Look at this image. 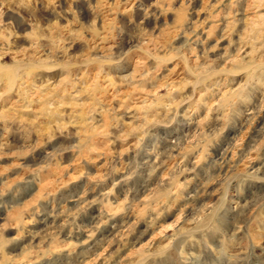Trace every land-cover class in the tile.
<instances>
[{
  "label": "clouds",
  "instance_id": "1",
  "mask_svg": "<svg viewBox=\"0 0 264 264\" xmlns=\"http://www.w3.org/2000/svg\"><path fill=\"white\" fill-rule=\"evenodd\" d=\"M193 2L0 0V264H264V0Z\"/></svg>",
  "mask_w": 264,
  "mask_h": 264
},
{
  "label": "rangeland",
  "instance_id": "2",
  "mask_svg": "<svg viewBox=\"0 0 264 264\" xmlns=\"http://www.w3.org/2000/svg\"><path fill=\"white\" fill-rule=\"evenodd\" d=\"M215 2V0H213V3ZM78 7L82 6V5H77ZM207 7V3L206 0H194L192 7L196 8V7ZM207 15V13H203L201 18H203V16ZM7 19V18H6ZM84 78H87V74H83ZM51 95V94H50ZM48 97H43L39 100L38 106L34 105V110L36 111H44V106L47 103ZM68 111H80L81 109L73 106L72 108H68ZM41 122L39 120H33L32 121V125L33 126H37L39 125ZM52 134V129L51 128H40L38 129V131L36 133H34L33 135V139H35L37 136L41 139V144L38 145V151L36 152V155L38 156L40 154V152H42L44 150V148L46 147V145L44 144V139L48 136H50ZM231 134V132H230ZM249 134H251L249 132ZM8 140L10 141L12 146H18L22 143V141L20 140V136L18 134H15V132L10 135L8 137ZM33 157L27 153L21 152L19 155H5L2 159H0V179L4 180V181H11L14 177V175L16 173H20L21 175H27V171L26 170H22L19 165L21 163H24L28 160H31ZM76 163H79V161H77ZM67 169H64L63 171L57 173V172H53L51 174L50 179L45 182L44 184L41 185L40 187V192L37 196V199L43 197L45 195V193L49 190V189H54L56 188V184H55V179L57 174H59V176L61 178H64V173L67 172ZM69 181H71V187L75 188L79 185V183H81L80 181L77 180L76 176H71L65 179V184H68ZM95 211V210H93ZM2 222V221H0ZM127 249H125L126 251Z\"/></svg>",
  "mask_w": 264,
  "mask_h": 264
}]
</instances>
